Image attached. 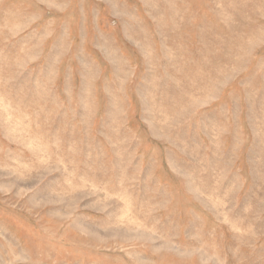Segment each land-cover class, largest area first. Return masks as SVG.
<instances>
[{"label": "rangeland", "instance_id": "rangeland-1", "mask_svg": "<svg viewBox=\"0 0 264 264\" xmlns=\"http://www.w3.org/2000/svg\"><path fill=\"white\" fill-rule=\"evenodd\" d=\"M0 264H264V0H0Z\"/></svg>", "mask_w": 264, "mask_h": 264}]
</instances>
